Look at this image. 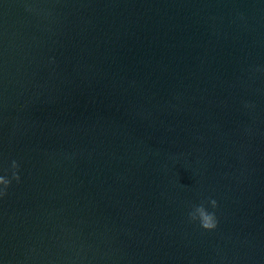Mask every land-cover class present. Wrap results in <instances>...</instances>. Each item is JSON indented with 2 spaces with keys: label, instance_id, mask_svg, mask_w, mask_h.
<instances>
[{
  "label": "water",
  "instance_id": "obj_1",
  "mask_svg": "<svg viewBox=\"0 0 264 264\" xmlns=\"http://www.w3.org/2000/svg\"><path fill=\"white\" fill-rule=\"evenodd\" d=\"M0 174V264H264V0H0Z\"/></svg>",
  "mask_w": 264,
  "mask_h": 264
},
{
  "label": "clouds",
  "instance_id": "obj_2",
  "mask_svg": "<svg viewBox=\"0 0 264 264\" xmlns=\"http://www.w3.org/2000/svg\"><path fill=\"white\" fill-rule=\"evenodd\" d=\"M18 164L16 160L11 161V179L19 180L17 174ZM11 179L6 174H0V196H3L6 188L11 182ZM207 204L212 209L216 208L217 202L215 199H209ZM188 218L190 221H196L199 225L206 230H212L217 227V216L215 211L209 210V207L205 206V203L201 201L199 204L192 206V210L188 212Z\"/></svg>",
  "mask_w": 264,
  "mask_h": 264
}]
</instances>
